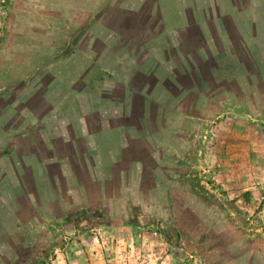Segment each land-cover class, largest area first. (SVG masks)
<instances>
[{
    "label": "rangeland",
    "instance_id": "obj_1",
    "mask_svg": "<svg viewBox=\"0 0 264 264\" xmlns=\"http://www.w3.org/2000/svg\"><path fill=\"white\" fill-rule=\"evenodd\" d=\"M248 1L197 51L175 32L222 0H0V264H264Z\"/></svg>",
    "mask_w": 264,
    "mask_h": 264
},
{
    "label": "crops",
    "instance_id": "obj_2",
    "mask_svg": "<svg viewBox=\"0 0 264 264\" xmlns=\"http://www.w3.org/2000/svg\"><path fill=\"white\" fill-rule=\"evenodd\" d=\"M225 12L221 15L216 13V9L209 11L207 14H200L198 23L190 25L186 28L176 31L175 33H183L185 41L178 40L181 46H192L194 44L197 51H204V48H216L220 44L229 42L226 39V34L232 37V25H234L233 18L237 17L239 25L246 26L247 12L249 13L248 0H222ZM216 4V3H215ZM220 5V3H219ZM231 27V28H230ZM232 30V31H231ZM146 241H142L139 245V250H143ZM145 251V250H143Z\"/></svg>",
    "mask_w": 264,
    "mask_h": 264
}]
</instances>
